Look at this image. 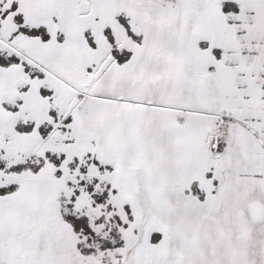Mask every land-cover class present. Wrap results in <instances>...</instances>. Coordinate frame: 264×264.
<instances>
[{"label":"snow or ice","instance_id":"6c2138e0","mask_svg":"<svg viewBox=\"0 0 264 264\" xmlns=\"http://www.w3.org/2000/svg\"><path fill=\"white\" fill-rule=\"evenodd\" d=\"M0 264H264V0H0Z\"/></svg>","mask_w":264,"mask_h":264}]
</instances>
